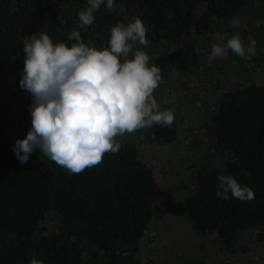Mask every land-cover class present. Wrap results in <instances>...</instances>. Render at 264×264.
Masks as SVG:
<instances>
[{"label":"trees","instance_id":"1","mask_svg":"<svg viewBox=\"0 0 264 264\" xmlns=\"http://www.w3.org/2000/svg\"><path fill=\"white\" fill-rule=\"evenodd\" d=\"M264 0H114L80 27L87 0H0V264H152L137 256L139 241L154 217L160 187L136 144L80 174H70L35 149L21 164L13 146L31 128V96L19 85L25 35L41 32L53 43L71 46L73 29L90 47H108L111 27L139 18L146 28V51L163 60L196 56L203 35ZM131 58V54L130 57ZM150 127L151 137L171 143L174 126ZM203 134L220 161L191 165L193 189L183 210L202 236L231 250L242 231L264 242V84L250 82L221 94L207 114ZM245 172L248 174L245 175ZM231 175L254 192L251 201L217 197L218 176ZM53 217L54 223L48 225ZM185 264H205L189 261Z\"/></svg>","mask_w":264,"mask_h":264},{"label":"clouds","instance_id":"2","mask_svg":"<svg viewBox=\"0 0 264 264\" xmlns=\"http://www.w3.org/2000/svg\"><path fill=\"white\" fill-rule=\"evenodd\" d=\"M105 3L108 9L114 7V0H87L78 13L80 27L92 25L94 12ZM230 24L238 27L240 21L233 18ZM67 39L75 42L53 43L43 32L24 37L19 85L31 96V128L15 141L13 151L26 164L39 149L50 161L78 175L101 164L105 154L118 153L122 144L117 137L154 125L171 126L175 117L171 110H160L153 96L161 81L160 68L149 64L144 51L134 49L137 43L145 47L149 43L141 19L111 27L108 47H90L75 29ZM211 49L209 60L231 50L250 61L256 55V41L245 45L233 35L226 44L213 43ZM218 181L216 195L221 199L227 200L229 194L244 202L255 198L250 187L231 175L221 174Z\"/></svg>","mask_w":264,"mask_h":264},{"label":"rangeland","instance_id":"3","mask_svg":"<svg viewBox=\"0 0 264 264\" xmlns=\"http://www.w3.org/2000/svg\"><path fill=\"white\" fill-rule=\"evenodd\" d=\"M238 27L226 19L203 35L196 56L187 60H163L165 53L144 51L149 64L160 68L161 81L153 96L160 110H171L177 137L162 144L145 128L126 133L117 140L137 145L139 156L153 170L160 187L154 204V217L139 241L137 256L141 262L152 264H185L191 260L205 264H264V242L256 231H242L231 250L223 248L213 236H202L194 230L183 210V198L193 189L191 165L196 162L215 163L220 159L207 147L203 134L205 118L215 108L222 93L250 82L264 84V6H255L237 17ZM239 35L247 45L256 41V55L245 60L228 50L222 57L209 60L213 43L226 44ZM52 226L54 218L50 217Z\"/></svg>","mask_w":264,"mask_h":264}]
</instances>
